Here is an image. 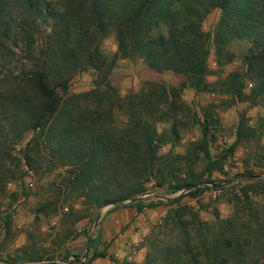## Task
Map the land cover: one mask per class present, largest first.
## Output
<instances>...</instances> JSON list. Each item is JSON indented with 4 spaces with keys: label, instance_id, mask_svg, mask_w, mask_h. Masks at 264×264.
<instances>
[{
    "label": "rangeland",
    "instance_id": "obj_1",
    "mask_svg": "<svg viewBox=\"0 0 264 264\" xmlns=\"http://www.w3.org/2000/svg\"><path fill=\"white\" fill-rule=\"evenodd\" d=\"M49 2L63 12V32L54 19L38 18L31 46L18 29L0 49L5 109L42 68L49 85L67 83L56 89L57 113L34 135L25 128L34 116L0 111V157L9 153L11 171L1 182L0 264H264V79L248 63L251 41L226 29L216 41L223 12L212 8L197 24L209 52L196 88L185 74L122 56L112 27L99 32L68 0ZM156 25L153 35L169 33L165 22ZM141 91L147 98L135 96ZM133 117L152 137L147 160H91L97 137L125 150L119 141ZM128 189L133 198L103 204ZM137 201L139 209L129 204Z\"/></svg>",
    "mask_w": 264,
    "mask_h": 264
},
{
    "label": "trees",
    "instance_id": "obj_2",
    "mask_svg": "<svg viewBox=\"0 0 264 264\" xmlns=\"http://www.w3.org/2000/svg\"><path fill=\"white\" fill-rule=\"evenodd\" d=\"M173 1L181 4L172 9L173 5L171 4ZM68 2L72 10L80 11L83 17L88 15L94 22L91 26L96 27L99 32L112 27L117 39V49L122 56L137 54L143 58L149 67L159 72L174 70L185 74L196 88H201L204 81L203 78L207 68L206 60L209 52L207 36L197 24L212 8H220L223 16L214 33L216 41L222 42L220 34L225 29L232 36L248 38L253 45L252 53L247 55L248 63L251 67L259 65L257 66V69L260 68L258 77H261L262 80L264 79V66H260L264 65V0H68ZM166 5L168 6L165 7ZM181 9L184 10V15L180 17L182 13L179 14L177 19L176 13ZM153 16H158V18L153 19ZM38 18H43V21L52 18L58 24L61 23L60 30L62 32L65 30L63 12L54 9L49 0H0V49L7 47L8 42H13L16 39V30L18 29H20L22 34L24 33L28 45L31 46L34 43V32L38 31L33 27ZM160 21L169 25V33L167 35L161 33L153 35L152 28L157 26L156 24ZM23 26H26V28ZM55 27H58L56 22ZM54 33L56 34V31ZM48 43L50 44L46 54L51 56L49 51L54 45L53 37L52 41ZM56 43V53L59 51L61 54V43L60 41H56ZM80 46L83 47V51L88 50L87 45L81 44ZM87 53L89 63L93 62V54L91 52ZM49 72L48 69L42 68L33 73L30 78L29 88L17 93V97L9 105L10 108H6L11 117L19 116L20 114H31V118L34 116V119L25 125V128L30 130L32 135L57 113L60 97L56 89H67L66 79L63 78L56 81L55 84L49 85L47 77L50 74ZM164 93L167 92L164 90ZM237 95H239L238 92ZM135 96L138 99H145L147 98V92L141 91ZM4 106L7 105L0 100V111L6 110ZM130 128L131 131H125L119 141V143L126 141L128 146L125 150L122 147H110L97 137L96 143L91 147V160H104L106 158L109 160L112 157H116L119 163L139 157H145L147 160V144L151 142L152 137L147 133L146 122L133 117ZM5 130L1 124L0 141L2 135L5 134ZM64 132L68 133V130ZM203 134L204 136L207 134L205 127H203ZM32 137L27 142L29 146L34 141ZM240 138L241 133L239 131L236 141ZM204 150L206 156L210 158L207 148ZM8 154L7 151L6 153L4 151L0 157V192L2 191L1 182L5 180L6 176L5 172L8 171V175L11 172L5 169L4 160H6ZM24 160L28 164L33 163V157L30 153L24 154ZM189 185H178L174 189ZM192 186L195 189L199 188L197 184ZM128 190L127 193H117V195H114L115 197L105 199L103 204H111L133 198L136 190ZM129 204L137 209L141 208L139 201ZM224 238L226 242L232 243L230 236ZM187 244L190 246L189 242ZM216 246L219 247V245ZM176 248V245L171 246L167 255L170 250L172 251ZM98 256L103 255L96 252L93 253V257ZM77 259L79 258L77 257Z\"/></svg>",
    "mask_w": 264,
    "mask_h": 264
}]
</instances>
